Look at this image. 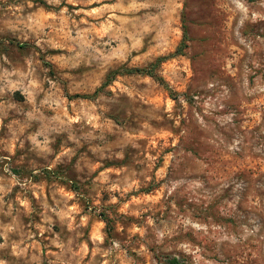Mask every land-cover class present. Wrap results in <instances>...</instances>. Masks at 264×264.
Here are the masks:
<instances>
[{"label": "rangeland", "instance_id": "374dc122", "mask_svg": "<svg viewBox=\"0 0 264 264\" xmlns=\"http://www.w3.org/2000/svg\"><path fill=\"white\" fill-rule=\"evenodd\" d=\"M175 257L264 264V0H0V264Z\"/></svg>", "mask_w": 264, "mask_h": 264}, {"label": "trees", "instance_id": "16d2710c", "mask_svg": "<svg viewBox=\"0 0 264 264\" xmlns=\"http://www.w3.org/2000/svg\"><path fill=\"white\" fill-rule=\"evenodd\" d=\"M166 58H167L166 56L159 57L155 62L151 63L147 67L127 68L126 71H127V73H139V74L150 75V76L154 77L156 80L163 83L170 90V92L173 93L172 90L169 88L168 84H166L165 80L161 76H159L157 73V70H158L160 64ZM111 80H112V78L110 77L105 84L109 83ZM171 264H183V263L180 261V259L175 257L171 260Z\"/></svg>", "mask_w": 264, "mask_h": 264}]
</instances>
